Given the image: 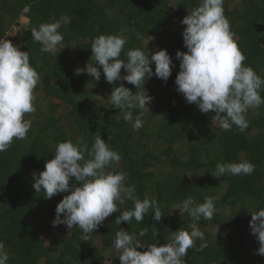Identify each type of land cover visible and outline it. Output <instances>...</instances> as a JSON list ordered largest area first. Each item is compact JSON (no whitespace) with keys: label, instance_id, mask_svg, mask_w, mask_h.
I'll use <instances>...</instances> for the list:
<instances>
[{"label":"trees","instance_id":"trees-1","mask_svg":"<svg viewBox=\"0 0 264 264\" xmlns=\"http://www.w3.org/2000/svg\"><path fill=\"white\" fill-rule=\"evenodd\" d=\"M199 4L200 0H0V38L28 9L24 48L40 76L34 89L36 111L24 117L31 121L27 137L14 139L0 153V243L9 255L8 264H120L117 250L104 243L99 228L83 241L78 227L68 233L65 225L52 226L56 206L68 192L46 199L33 188V173L44 170L58 143L71 140L91 147L99 135L121 156L107 170L125 173V185L134 187L141 200H155L164 215L155 221L150 209L140 223L133 218L116 224L120 212L133 208V202L126 200L104 221L114 237L121 229L130 234L146 229L138 237L142 244H166L174 231H190L192 223L187 213L181 216L173 208L189 196L197 204L212 197L217 208L213 219L197 222L208 246L198 251L202 241L197 239L183 257L184 264H264L249 224L251 212L264 208V105L248 110L245 131L235 125L224 131L212 122L214 112L202 113L176 90L180 61L175 53L187 51L182 37L186 26L180 21ZM223 8L233 39L246 57L244 66L264 78V0H241L236 7L224 0ZM62 16L70 19L59 29L62 44L56 54L42 52L30 29ZM102 34L126 38L121 59L135 48L150 54L166 49L172 57L167 82L155 75L145 82L153 99L138 131L107 103L114 87L124 84L135 92L134 85L123 80L108 83L98 64L94 66L101 71L99 81L87 72L76 74L77 68L94 63L90 45ZM121 74H126L123 68ZM260 95L264 97V91ZM139 112L133 110L134 118ZM168 113L175 117L173 126L161 123ZM115 120H123L121 128L113 126ZM241 160L251 162L255 171L240 176L211 174L218 163ZM40 230L53 236L51 245L40 237Z\"/></svg>","mask_w":264,"mask_h":264},{"label":"clouds","instance_id":"clouds-1","mask_svg":"<svg viewBox=\"0 0 264 264\" xmlns=\"http://www.w3.org/2000/svg\"><path fill=\"white\" fill-rule=\"evenodd\" d=\"M223 4L224 0H200V4L180 21L186 26L182 37L187 51L175 53L180 61L175 85L187 103L195 104L202 113L214 112L212 121L221 130H231L235 125L243 132L248 127V110H258L264 105V97L260 95L264 91V78L252 67L244 66L246 57L233 39ZM67 23H70L67 16L42 23L38 29H30L32 39L41 44L42 52L56 54L57 46L64 39L59 29ZM137 38H141L139 34ZM125 44L126 38L122 35H99L90 45L94 63H87L85 68L75 71L77 75L87 72L99 81L101 71L94 66L98 64L108 83L123 80L134 85L135 92L124 84L114 87L107 103L118 109L124 121L130 122L133 130L138 131L143 127L144 110L150 111L148 105L153 99L144 87L146 80L155 75L167 82L174 65L166 49L151 54L141 48L129 49L124 53L126 58L121 59ZM122 68L126 73L123 76ZM39 81L38 72L30 64L29 52L21 51L8 39H0V153L6 152L14 139L27 137L31 121L24 117L36 111L34 89ZM136 109L140 112L134 118L133 110ZM120 160V154L109 148L101 135L95 137L91 147L71 140L58 143L54 155L46 160L44 170L33 173V188L36 193L42 192L44 198L69 193L57 204L52 226L65 225L68 233L78 227L82 231V240L88 241L107 217L119 211L118 204L123 205L126 200L133 202V208L120 212L116 224L130 223L133 218L140 223L150 209L154 212L153 219L160 221L164 215L155 200H141L135 195L134 187L125 185V173L107 170ZM254 171L251 162L241 160L218 163L211 174L214 177L240 176ZM173 209H179L181 216L187 213L191 217L190 231H174L171 241L163 245H144L138 237L144 236L146 229L138 234L121 229L115 233L112 242L119 252L120 264H184L183 257L195 246L197 239L202 241L198 251L208 246L205 233L197 222L201 218L213 219L217 211L214 199L205 197L203 203L197 204L189 196ZM249 224L259 243L257 254L264 256V208L251 212ZM143 246L146 250H138ZM8 261L9 255L0 243V264H8Z\"/></svg>","mask_w":264,"mask_h":264},{"label":"rangeland","instance_id":"rangeland-1","mask_svg":"<svg viewBox=\"0 0 264 264\" xmlns=\"http://www.w3.org/2000/svg\"><path fill=\"white\" fill-rule=\"evenodd\" d=\"M240 1L241 0H230L231 6L232 7H236L240 3ZM19 20H20V24H26L28 27L30 26L29 25V20L26 19L25 17L21 16V18ZM211 120H212V118H211ZM161 123L163 125H166V126H173L174 123H175L174 115L171 114V113H168V114L164 115V117L161 118ZM213 123H215V122H213ZM122 124H123V120L122 121L115 120L113 122V126H115L116 128H121ZM45 128H46V126H45ZM110 148H111V146H110ZM226 214H227V212H226ZM228 214H230V213H228ZM228 219H229V216L225 217V220H228ZM99 231L102 234L104 243L107 246H112V242L115 239L112 229L109 226H107V224L105 222H103V224H101L100 227H99ZM40 237L46 241V244L48 246L53 243V236L50 235V234L45 233V231H43V230H40ZM118 255H119V252L117 251V256ZM118 258H119V256H118Z\"/></svg>","mask_w":264,"mask_h":264},{"label":"built area","instance_id":"built-area-1","mask_svg":"<svg viewBox=\"0 0 264 264\" xmlns=\"http://www.w3.org/2000/svg\"><path fill=\"white\" fill-rule=\"evenodd\" d=\"M28 9L24 11L22 14L23 17L29 20L30 18L27 16ZM21 18V17H20ZM28 26L26 24H20V20L18 23L13 25L9 30L6 31L5 35L2 38L10 40L14 45H17L21 51H25L24 44L26 39V30H28Z\"/></svg>","mask_w":264,"mask_h":264}]
</instances>
